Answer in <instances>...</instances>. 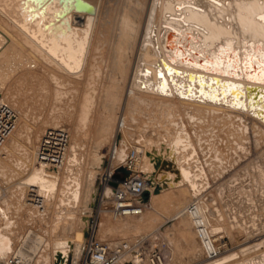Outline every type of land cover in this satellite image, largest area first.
I'll return each instance as SVG.
<instances>
[{
  "label": "bare ground",
  "instance_id": "obj_1",
  "mask_svg": "<svg viewBox=\"0 0 264 264\" xmlns=\"http://www.w3.org/2000/svg\"><path fill=\"white\" fill-rule=\"evenodd\" d=\"M98 1L79 0L82 5L75 8L73 0H8L7 6L4 5L3 10L0 11L2 14L8 13L6 15L8 21L0 19V46H3L6 51L14 49V57H9L10 62H29L31 67L35 64L37 71L34 74L47 73L61 82L73 81L74 83L75 81L78 84L77 80L89 58L90 45L97 33L94 25L98 12ZM83 4L91 6L89 7L91 9L84 7ZM262 12H264V0H151L130 79V87L142 93L197 103L198 105L192 106V111L196 114L214 116L216 119L214 118L213 124L215 125H228L236 121L239 115L233 111L242 112L262 124L259 127L263 129L264 136V123L249 114L251 103H247L246 99L243 108L237 109L234 106H224L216 102L212 104L198 98H178L170 88L168 92H163L156 86L158 68L163 72L165 83L169 87H171L169 78L164 68L176 69L182 72V77L187 73H199L189 69V60L182 59V56H187L192 62H196L204 59L206 54L214 50L223 40L226 45L238 48L240 40L264 39V17L260 16ZM14 13H18V17L10 15ZM50 16L53 21L50 20ZM123 20L124 27L118 29V32H121L120 37L129 35L132 31L128 20L126 18ZM169 28H174L177 32L175 41L180 46L176 49L179 65L169 62L167 57L170 54L167 51L169 49L165 50L163 46V40L169 36ZM148 49L151 50L154 59L151 63L146 62L144 56ZM53 71H57L62 77L54 74L55 72L52 73ZM174 73L178 74L177 71ZM204 76L210 75L203 73L198 75V78H204ZM6 78L7 75L0 71V89L7 94L6 98L10 106L15 107L20 97L17 91L21 90L24 79H18L21 84L18 81L19 85L12 86ZM236 82L242 87L249 86L248 83ZM257 88L264 94V87ZM8 102L6 103L9 104ZM257 104L263 107L264 97H261ZM163 105L159 106L163 107ZM167 105L164 107L167 108ZM204 105L209 107L205 108ZM182 107L188 108L186 105ZM13 110L16 112L17 122L15 130L1 147L2 150L0 149V177L15 180L20 176L30 175L25 181L26 185H30L28 188L44 197L45 210L43 213H38L27 206L24 203L25 200L22 199L27 218L38 219L39 231L27 227L22 238H17L21 241L18 240L16 243L19 244L16 245L14 244L16 239L8 232L16 224L10 221L6 224V228L0 226V257L7 253H14L20 257L33 255L34 262L37 263L38 260L39 264H68L70 259L71 264H76L78 254L82 250L80 239L83 235L74 213L65 206L78 204L82 182L85 186L90 185L92 180L98 183L99 179L96 175L101 170L103 157L93 155L96 164L92 163L84 172L76 154L80 147V133L73 132L71 136L72 129L70 132L68 127L66 130L70 133H68V146L63 165L55 170L37 165L34 158L38 138L33 123L29 121L26 111L19 112L16 107ZM63 121L60 120L53 125L54 121H52L45 127H62L66 125ZM188 132L176 128L170 136L162 135L158 138L152 136L147 140L142 137L139 143L144 142L145 147L131 146L136 152V168L138 170L142 168L146 172L150 171V163L151 172L154 171L152 174L157 177L155 179L158 182L163 184V188L149 194L148 201L152 210L150 214L144 215L142 212L143 215L140 217L127 216L117 224L120 228L128 230L131 226H144L150 221L156 222L155 217L162 216L163 210H170L172 214L179 213L178 208L181 209L179 205L183 204L180 202L183 199L187 201L186 199L189 198L187 208L193 205L194 212L199 214L204 221L216 248L224 245L221 235H228L231 240L240 244L234 254L225 257L217 256L205 264H264V145L258 153H255V157L239 162L224 183L211 186L207 179L208 175L218 178L220 173L216 170L212 172L209 167L204 169L196 145ZM130 137L127 134L125 138L123 137L125 146L130 147V140H133ZM71 145L72 153L69 156L68 150ZM121 148L123 147L118 146L114 160L110 163L111 167L112 164L120 163L121 158L124 157L123 151L126 149ZM186 157L190 160L189 163L182 164ZM225 157L231 158L229 155ZM220 158L225 160L222 155ZM240 164L241 169H237ZM52 178H56L61 185L62 190L58 201L48 195L50 189H54V186H48V181ZM17 181H14L13 184H15L11 187L12 197L0 206V219L7 210L15 208V205L20 202V192L24 183H17ZM211 189L214 191L216 207L210 209L209 203L201 205L198 201L204 193ZM1 192L3 193L0 195L2 199L6 195L4 191ZM109 193L110 190L106 187L103 192L105 200L109 198ZM50 205H52V210L49 209ZM62 207H65L66 211ZM10 211L15 212L16 210ZM187 212L186 209L183 215L185 220L180 221L179 224L184 223L185 229L178 230L184 237L190 236L189 228L192 229V220ZM189 212L191 215L192 210ZM87 216V214L80 216L79 222L82 225L85 224ZM188 218L190 223L186 221L189 220ZM188 224L191 226L189 227ZM41 227L46 229L41 231ZM47 229L58 235L49 242L47 241ZM69 232L75 235L72 240L68 239ZM191 239L195 241L194 237ZM127 242L131 243V241ZM195 246H198L197 250L191 247L185 239V247L194 258L195 264H204V261L208 259L204 256L200 245ZM131 260H136L134 264H143L136 257H131ZM163 264H167V260Z\"/></svg>",
  "mask_w": 264,
  "mask_h": 264
},
{
  "label": "rangeland",
  "instance_id": "obj_2",
  "mask_svg": "<svg viewBox=\"0 0 264 264\" xmlns=\"http://www.w3.org/2000/svg\"><path fill=\"white\" fill-rule=\"evenodd\" d=\"M7 1L8 0H0V11L3 10L4 5L7 6ZM150 2L151 0L98 1V12L94 25V29L97 33L93 37L92 45H90L89 58L85 69L80 73V77L77 80L78 84H76L75 81V84L73 81L61 82L59 79L47 73L43 74L40 72L39 74L38 72L34 74L35 71H37V66L33 63V67H31V63L29 62H10L11 60H9V57H14V49L6 51L3 46H0V71L7 75L6 79L12 86H16L20 79H24L21 90L17 91L20 97L15 107L19 112H21V110L27 112L29 121L33 123L38 141L42 131L48 128L45 127V125L48 126L52 121H54V123H52L53 125L60 120H64L63 122H65L66 125L62 127L67 129L69 127L70 132L72 129L71 133L68 132L71 136L73 132L80 133V147L77 149L76 154L79 163L82 164L84 172L92 163L96 164L93 155L96 154L103 157L101 170L97 172L98 176L96 175L97 179H100L101 175H106L108 171V153L111 151L113 141L120 147L122 146L126 149L123 151L124 149L121 148L124 153V157L120 160L122 161L129 148V146H125L123 141L126 134L132 137H130V139H133L132 141L130 140V148L131 146L137 147L139 145L145 147L146 144H143L144 142H141V144L139 143L142 137H145L147 140V138L152 136L154 138H158L162 135L170 136L173 129L177 128L183 131H189L188 133L192 136L200 159L204 164V169L209 167L212 172L216 170L217 173H220V176H218L219 179L217 177H210L209 175L207 177L211 186H217L228 179L229 175L234 172V167H236L239 162L244 159L249 160L255 157V153H258L263 147V129L259 127L262 126V124H259L260 122H256L257 120L254 118L252 119V117L247 114L244 115L242 112L233 111V113L239 114L238 116L236 115V121L228 125H215L213 124V120L216 119L214 116L196 114L192 111V106L198 105L197 103L142 93L130 87V79L135 59L139 51L138 47L146 23ZM57 13L55 15L56 18L58 16ZM17 14L18 13H14L10 15L18 17ZM52 14L54 13L52 12ZM52 14L51 16L54 17ZM6 15H8V13L2 14V12H0V19L5 22L8 21ZM51 16L50 20H52ZM124 18L128 20L132 31L129 35L127 34L120 37L121 32H118V29L124 27L122 24ZM144 56L146 62H153L154 59L150 49L147 50ZM52 73L62 77L57 71H53ZM70 80L72 79L70 78ZM0 92L2 97H4V101L8 102L6 98L7 94L1 91V89ZM160 104L163 105V107H160ZM166 105L167 108L169 107L168 109L164 107ZM184 105L188 106V108L182 107ZM11 107L15 108L12 105ZM204 107L207 108L209 106L204 105ZM62 117L64 119H61ZM68 151V155L70 156L72 153V145ZM221 155L225 160L220 158ZM227 155L231 158H226L225 156ZM189 161L190 160H187L186 157L182 161V164H187ZM148 162L146 164H148ZM116 164H112V167ZM150 165L149 163L150 171L146 172V170L142 168L139 170L154 176V174H152L154 171L151 172L152 165ZM241 167L242 165L240 164L237 169H241ZM118 170H120V176L128 173L122 169ZM29 177L30 175L26 177L20 176L15 180L14 178L8 179L6 177H0V195H3L1 191H4L6 195V197L2 199L0 197V206L12 197L11 191L13 190L11 187L15 184H13L14 181L18 180L17 183H24L26 186L23 185L20 192L19 204H16L17 206L15 205V208H13L16 211L12 212L10 210L13 209H9L5 212L3 218L0 219V226L4 228H6V224L10 221L16 224L13 229H9L8 231L12 234V237L16 239L14 240V244L16 245L19 244L16 242L22 238V234L27 227H32L34 231L35 229L39 231L38 219L34 218L30 220V218H27L25 214L26 208L22 205V199L24 200L23 196L25 193L24 189L30 186L28 184L26 185L25 182ZM154 178L157 177L154 176ZM48 183V186H54V189H50L48 195L53 200L58 201L62 190L59 181H57L56 178H52ZM103 192L104 186L98 183L96 184L94 180H92V183L90 185L88 184V186H85V183L82 182L78 204L65 206L67 208L69 207L78 220V223H80L83 235L80 239L82 247L85 237V224L82 225V223L79 222L80 216L82 214L88 215L90 212L97 209L99 201L103 197ZM188 199L189 198L186 199L187 201L183 199L184 201L182 200L180 202L185 206H183V204L182 206L181 204L179 205L181 207V209L178 208L179 213L172 214L170 210H163L162 216L155 217L156 222L152 223L150 221L151 223L148 222L144 226H131L128 230L120 228L117 224L126 217H123L124 219H113L108 213L102 212L98 220L99 237L101 240L110 243L133 241L134 239L145 240V248L147 250L155 248L160 250L164 257V261L167 260V264H195L194 258L185 247V239L188 240V244L196 250L198 246L195 245H199L197 244L198 240L193 226L191 229V225L188 224L190 227V236L188 237H184L181 232H178V230L181 231L185 229L184 223L181 225L179 224L185 220L183 215L187 209L186 204H188ZM214 199V191L211 189L204 193L198 202L201 205L209 203L211 209V207H216ZM49 207L50 210L53 209L52 205ZM65 207H62L64 211H66ZM176 210H174V212H178ZM151 211L149 204V208L145 210L143 214L148 215ZM143 214L134 217H140ZM186 221L190 223V219ZM44 229L46 228H40L41 231ZM51 232V230L47 232L48 242L54 240L58 236L56 233ZM67 236L68 239L71 240L75 238L74 233L69 232ZM221 236L224 245H220V255H218V257L234 254L239 249L240 244L231 240L228 235ZM193 237L195 241L191 239ZM17 238L20 239L17 240ZM80 253L81 251L78 254V259ZM210 261L211 260L208 259L204 261V264ZM135 262L136 260H131L132 264ZM35 264H39V261L37 260ZM68 264H71V259Z\"/></svg>",
  "mask_w": 264,
  "mask_h": 264
},
{
  "label": "built area",
  "instance_id": "obj_3",
  "mask_svg": "<svg viewBox=\"0 0 264 264\" xmlns=\"http://www.w3.org/2000/svg\"><path fill=\"white\" fill-rule=\"evenodd\" d=\"M16 122V112L4 101L0 92V149L15 130ZM67 146L66 128H45L36 145L35 163L51 170L59 169L64 163ZM118 146L113 141L111 152L108 153V171L106 175H101L98 181L104 189L109 188L111 195L106 200L102 197L97 209L90 212L86 218L85 237L77 264H119L125 256H129L130 262L131 257H136L143 264H163L164 257L160 250L156 248L147 250L144 241L134 239L131 243L127 241L110 243L99 237L98 220L102 212L108 213L113 219L138 216L149 208L148 196L156 187L147 180L148 173H143L136 168V152L132 147L128 148L123 161L111 167L110 163L114 160ZM118 169L128 173L120 176ZM144 193L148 194L146 200H143ZM24 200V203L32 210L38 213L44 212L45 199L35 190L25 189ZM187 210L204 256L207 259L216 258L219 255V248L215 247L204 221L194 212L193 205H190ZM0 264H35V262L33 255L20 257L14 253H7L0 257Z\"/></svg>",
  "mask_w": 264,
  "mask_h": 264
},
{
  "label": "water",
  "instance_id": "obj_4",
  "mask_svg": "<svg viewBox=\"0 0 264 264\" xmlns=\"http://www.w3.org/2000/svg\"><path fill=\"white\" fill-rule=\"evenodd\" d=\"M73 4L75 8L82 5H80L79 0H73ZM84 7L89 8L91 6L85 5ZM260 16L264 17V12ZM168 32L169 36L163 40V46L165 50L169 49L167 50L170 53L167 56L169 62L173 65H179L176 49L180 46L175 41L177 32L174 28H169ZM173 59L175 60L173 61ZM182 59L189 60L188 68L199 73H187L182 77V72L170 67L164 68L165 74L169 78L171 86L169 87L165 83L163 72L158 68L156 86L160 90L168 92L170 88L178 98H198L212 104L216 102L224 106H234L237 109L243 108L246 99L247 103H251L249 114L264 123V104L263 107L257 104L258 100L264 97L262 91L257 88L259 86L264 87V39L240 40L238 48L226 45L223 40L214 50L206 54L204 59L196 62H192L187 56H182ZM174 71H177L178 74ZM200 73L210 76L199 79L198 75H202ZM236 81L248 83L249 86L242 87ZM147 180L156 186L153 192H158L163 188V184L155 180L154 176L149 173ZM147 196L148 194L144 193L143 200H146ZM119 264H131L129 256L122 258Z\"/></svg>",
  "mask_w": 264,
  "mask_h": 264
}]
</instances>
